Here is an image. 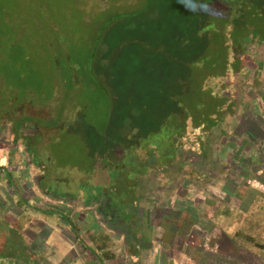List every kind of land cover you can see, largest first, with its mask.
<instances>
[{
  "label": "trees",
  "instance_id": "1",
  "mask_svg": "<svg viewBox=\"0 0 264 264\" xmlns=\"http://www.w3.org/2000/svg\"><path fill=\"white\" fill-rule=\"evenodd\" d=\"M256 1L210 0L204 9H199L203 13L201 18L197 15L188 18L186 28L193 29L191 37L201 49L197 55L187 52L190 45L186 44L168 54L162 49L151 50L133 34L128 38L135 48L128 54L123 52L113 72L100 66L104 51L110 48L105 47L107 39L115 35L118 23L132 32L134 21L151 10L154 0H141L143 9L128 13L131 16L122 15L125 13L114 5L106 11L88 13L85 0H80L79 18L72 24L75 30L70 35L61 32L55 22L42 21L45 25L40 29L39 21L21 16V27L3 18L6 29L0 31V59L4 60L7 54L12 62L0 79V113L7 110L6 115L0 114V123L6 119L18 129L38 118L39 125H46L47 118L52 116L48 112L53 110L51 106L55 104L57 112H65L68 97L78 92L83 79L95 90H100L99 82L112 103L110 121L103 135L105 148L98 159L111 167L119 165L127 168L126 171L135 170L137 174L147 172L150 167L152 173L181 175L187 164L183 152L208 154L216 131L226 132L223 125L234 122L238 116L239 103L250 97L249 93L256 97L264 92V73L249 46H230L221 41L214 52H209L210 35L222 36L229 16L234 22L233 31L239 33L246 9ZM81 32H90L94 37L84 38L80 44L76 36ZM2 48L7 50L1 53ZM82 48L86 62L73 59ZM236 79L243 81L237 84ZM223 87L232 88L230 95L221 92ZM61 93L66 102L58 99ZM39 95L45 100L34 103ZM110 134L114 141L108 139ZM243 226L248 230L245 234ZM243 226L233 237L235 245L264 257V197L255 198Z\"/></svg>",
  "mask_w": 264,
  "mask_h": 264
},
{
  "label": "crops",
  "instance_id": "2",
  "mask_svg": "<svg viewBox=\"0 0 264 264\" xmlns=\"http://www.w3.org/2000/svg\"><path fill=\"white\" fill-rule=\"evenodd\" d=\"M34 124L0 123V264H264L263 255L241 252L231 239L255 198L264 197L261 178L253 176L264 175L256 166L264 143L240 144L238 160L248 163L236 187L227 176L217 188L205 168L185 185L184 176L150 167L116 178L120 166L99 184L98 196L85 200L46 187V162L25 151L38 132ZM96 171L91 166L90 173Z\"/></svg>",
  "mask_w": 264,
  "mask_h": 264
},
{
  "label": "rangeland",
  "instance_id": "3",
  "mask_svg": "<svg viewBox=\"0 0 264 264\" xmlns=\"http://www.w3.org/2000/svg\"><path fill=\"white\" fill-rule=\"evenodd\" d=\"M79 2L80 0H0V31L6 29V27L3 28L5 25L2 23L3 18H9L10 21L18 23L19 26L23 27V22H20L22 16L25 19L39 21L40 29H43V24L45 25V23L55 22V24L60 26L61 32L70 35L75 30L72 24L79 18V9H77V7H80ZM140 2L141 0H116L115 2H111L110 0H85V5L88 13L92 10L106 11L114 5L119 10H122V13H125L122 15L131 16L128 13L143 9ZM209 3L210 0H190L191 6H189L187 0H154L151 10L134 21V30L132 32L125 29L123 23H118L115 35H111L107 39L105 47L110 48L104 51L100 66H104L108 72H113L118 63V58L121 57L123 52L125 51L128 54L135 48L136 45L128 38L133 34H136L140 42L149 46L151 50L162 49L164 53L168 54L173 48H179V45L186 44L190 45L187 52L191 53V55H197L201 50L199 43L191 37L193 29L187 30V24L185 23L188 18L195 15L201 18L200 16L203 13L199 9H204L205 5ZM219 8L224 9L223 7ZM221 12L224 13L225 11L221 10ZM245 14L243 16L244 25L239 33L233 31L234 22L231 21V17L229 16L225 23L226 30L223 32V35H210L212 46L209 47V52H214L218 47L217 43L221 41L230 44V46L245 44L249 46L250 53L264 73V0H257L253 6L246 9ZM234 17L239 19L237 15ZM234 17L232 20H234ZM42 21L45 23L42 24ZM177 22H179L177 25L172 26V23ZM218 22L222 25V20ZM90 27V25H87L88 29ZM23 32L26 33L27 31ZM80 34L76 36L80 44H83L81 40L84 38L94 37L90 32H81ZM189 39H191V42ZM6 50L2 48L1 53ZM78 52V55L74 53L76 55H74L73 59H84V55L86 54H84L83 48ZM36 60H38V57ZM86 61L84 59V62ZM10 62H12V59L11 57L8 58L7 54L4 60L0 59V68H3L0 69L3 70V73L0 72V79L2 78L1 75H5L4 69L11 65ZM92 64L91 62V67ZM242 81L243 79H236L235 83L238 84ZM97 84L100 90L90 88L86 79H83L78 92H73L74 94L68 97L67 104L69 106H67L68 109L65 112L61 110L57 112L58 108L56 109L55 104H53L51 106L53 110L48 111L52 116L49 117L50 115H47L49 118H47L46 125H39L38 118L35 119L34 126L31 125L33 128H36L34 131L38 130V132L34 140L33 138L28 140L25 151L34 154V158L46 162V167L51 171V175L45 185L53 193L72 195L78 198L82 194L85 200L92 196L96 197L102 192L99 184L113 178L111 174L115 170H118L114 168H118L119 165H113V170L109 163L104 162L101 158L98 159L105 148L103 145L105 137L103 135L110 121L112 100L107 95V92L104 91L102 84L99 82ZM229 90H232V88L223 87V91L221 92L230 95ZM2 96L3 101L6 100L5 94ZM249 96L246 99L244 98L245 101L243 100L242 103H239L240 105L237 107L239 113L233 119L234 122L227 121V124L223 125L226 132L216 131V135L212 137L211 147L208 148V154L205 153L200 156L191 151L183 152L182 158L187 162L181 172V175L184 176L183 182L185 185L186 181L190 182L195 174L199 172V174L203 173L204 168L206 169V173L214 176L213 181L217 188L223 186V182L220 183L219 180L224 177L227 178V176L233 178V184L236 181L239 184L243 177L240 167H244L248 163L247 160H238L237 151L240 149V144L246 142L258 148L264 143V92L256 97L252 96V93H249ZM64 97L65 95L61 93L58 99L66 102V97L65 99ZM44 100L45 97L39 95L34 98L33 102L41 104ZM1 103L2 101H0ZM60 112L65 117L61 116ZM6 113L7 110L5 109L0 114L6 115ZM244 115L248 116L246 117L247 119L245 117L242 118ZM60 117L62 118L59 119ZM236 128L242 131L240 135L235 132ZM247 129H252V131L258 129V132L256 131L257 134H248V132H245ZM108 139L114 141L113 134L108 135ZM233 142L235 146L232 149H226ZM262 155L258 156L259 159L256 166L264 171V155ZM0 162L2 163L4 160ZM199 162L200 164H198ZM91 166L97 169L94 174L90 173ZM256 166L254 167L256 168ZM126 169L121 167L115 172L117 174L116 178L118 175L119 177L121 175L125 179L127 174H129V171H126ZM199 169L200 171L198 172ZM255 174L258 178H261V180H258L259 185L264 184V179L261 177L264 175L259 177L257 175L258 172L254 171L253 176ZM125 182L117 180V185H122ZM117 187L120 188V186ZM3 227L4 222L0 221V229ZM246 228V226L242 227L244 234L248 232ZM235 233L231 236L234 237ZM231 239L234 241V238ZM239 251L244 252L241 248H239ZM2 258V255H0V260Z\"/></svg>",
  "mask_w": 264,
  "mask_h": 264
},
{
  "label": "snow or ice",
  "instance_id": "4",
  "mask_svg": "<svg viewBox=\"0 0 264 264\" xmlns=\"http://www.w3.org/2000/svg\"><path fill=\"white\" fill-rule=\"evenodd\" d=\"M187 2L189 3V6H191V4H190V0H187ZM205 7H206V5H205Z\"/></svg>",
  "mask_w": 264,
  "mask_h": 264
},
{
  "label": "flooded vegetation",
  "instance_id": "5",
  "mask_svg": "<svg viewBox=\"0 0 264 264\" xmlns=\"http://www.w3.org/2000/svg\"><path fill=\"white\" fill-rule=\"evenodd\" d=\"M2 135H1V131H0V137H1ZM12 142H14V141H12Z\"/></svg>",
  "mask_w": 264,
  "mask_h": 264
}]
</instances>
